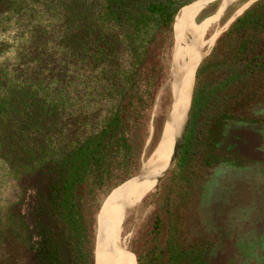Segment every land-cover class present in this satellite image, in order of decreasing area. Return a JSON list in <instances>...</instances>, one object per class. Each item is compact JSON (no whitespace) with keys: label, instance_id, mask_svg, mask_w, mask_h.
Instances as JSON below:
<instances>
[{"label":"trees","instance_id":"16d2710c","mask_svg":"<svg viewBox=\"0 0 264 264\" xmlns=\"http://www.w3.org/2000/svg\"><path fill=\"white\" fill-rule=\"evenodd\" d=\"M191 1L0 0V164L19 172L21 196L6 220L28 264H95L87 196L118 183L136 162L124 99L147 51L143 36L152 27L172 30ZM54 17L61 26L48 31L42 22ZM124 50L133 56L123 63L107 58ZM95 91L102 99L85 114ZM258 102L264 0L236 17L200 62L183 162L201 144L211 150L213 128Z\"/></svg>","mask_w":264,"mask_h":264},{"label":"rangeland","instance_id":"374dc122","mask_svg":"<svg viewBox=\"0 0 264 264\" xmlns=\"http://www.w3.org/2000/svg\"><path fill=\"white\" fill-rule=\"evenodd\" d=\"M246 1L229 3L218 21L213 23L208 30L210 32L207 33V39L215 35L216 37L214 42L204 49L202 59L211 52L218 37L229 28L236 17L257 0H253L240 12ZM221 2L222 0H215L209 3L201 10L195 22L201 25L215 15ZM42 24L49 31L50 26L60 27L61 20L54 17L45 19ZM173 24L172 30L152 27L150 32L143 36L147 51L137 69L138 80L124 99L127 114L133 113L130 120L136 162L131 165L130 173L118 183L97 192L95 196H87L86 214L94 252L98 217L104 202L112 192L130 180L121 184L123 181L140 173L163 140L173 104L171 85L175 22ZM131 56V52L124 50L119 54H108L107 58H117L123 63ZM177 60L179 64L183 62L180 56ZM186 60L187 58H184L181 65H184ZM89 98L91 104L84 110L85 114L96 105V100L100 102L102 95L98 96L95 91L89 93ZM105 99L106 97L103 101ZM259 104L263 102L237 111V119L214 127L216 134L207 142L211 150H206L203 144L199 145L196 152L193 150L195 154L187 163L183 162L178 153L176 161L168 171L128 211L121 228L123 237L127 240L124 255L127 264H139V260L145 264H264V247L252 253L251 248H247L245 238L236 242L233 238V226L220 220L229 215L237 199H244L246 192L244 185L233 188V162H230L233 155L225 149L221 132L238 123L237 120H252V108L255 109ZM260 120L264 121V115ZM251 131L244 126L238 129L240 134H248ZM260 134L262 137L254 136L253 141L249 142L251 153L257 148L264 154V129ZM234 157L235 162L240 164L247 161V158L237 151ZM18 179L17 168L6 169V166L0 164V264H28L20 237L8 230L6 220L8 209L21 196ZM222 193V205L218 206L217 202ZM218 216L220 219H217ZM158 218L160 227L156 231L153 227ZM244 225L245 222H239L238 229H244Z\"/></svg>","mask_w":264,"mask_h":264},{"label":"bare ground","instance_id":"6f19581e","mask_svg":"<svg viewBox=\"0 0 264 264\" xmlns=\"http://www.w3.org/2000/svg\"><path fill=\"white\" fill-rule=\"evenodd\" d=\"M209 1L211 0H194L185 5L176 16L171 85L172 113L169 114L163 140L149 160L150 164L155 162L156 167L144 176L135 177L121 185L104 202L98 217L95 264H127L124 257L127 240L123 237L122 225L128 211L156 184L169 163L175 138L185 121L190 105L197 67L203 60L204 49L213 43L216 37L215 35L207 39V33L210 32L208 30L218 21L229 3L240 0H222L217 13L198 25L195 20ZM252 1L247 0L239 11L241 12ZM178 56L183 59L180 64L177 60ZM184 58L187 60L181 65L184 63Z\"/></svg>","mask_w":264,"mask_h":264},{"label":"flooded vegetation","instance_id":"af4514ba","mask_svg":"<svg viewBox=\"0 0 264 264\" xmlns=\"http://www.w3.org/2000/svg\"><path fill=\"white\" fill-rule=\"evenodd\" d=\"M252 110H254L252 111V120L240 119L228 130L224 132L220 130L224 137L225 149L231 151L233 155L230 161L233 162L231 163L234 173L233 188L236 189V187L244 185L246 192L244 199H237L233 203L229 215L224 214L227 216L226 218L220 219L218 216L217 219L229 222L233 226L234 240L237 242L245 238L247 248L250 247L254 253L264 247V154L257 148L251 153L249 142L253 141L254 136H261L260 131L264 129V121L260 120L264 115V103ZM253 114L258 116H253ZM241 126L248 127L252 131L248 134H240L238 129ZM235 151L247 158L244 164L235 162ZM223 196L222 193L217 202L218 206L222 205L220 199ZM239 222H245L244 229H238Z\"/></svg>","mask_w":264,"mask_h":264},{"label":"water","instance_id":"95a60500","mask_svg":"<svg viewBox=\"0 0 264 264\" xmlns=\"http://www.w3.org/2000/svg\"><path fill=\"white\" fill-rule=\"evenodd\" d=\"M213 1H215V0H211V1H209L204 7H206L209 3L213 2ZM192 2H193V1H192ZM190 3H191V2H190ZM190 3H188V4H190ZM188 4H186V5H188ZM184 6H185V5H184ZM184 6H182V7L179 9V11L177 12L176 16L178 15V13L181 11V9H182ZM204 7H203V8H204ZM176 16H175V18H174V22H175V20H176ZM199 64H200V63H199ZM198 67H199V65H198ZM198 67H197V70H198ZM197 70H196V74H197ZM196 74H195V80H196ZM195 80H194V85H193V90H192V97H191V101H190V105H189V108H188V111H187V115H186L185 121H184V123H183L181 129L179 130V132H178L176 138H175V143H174V147H173V152H172L171 158H170L169 163H168V165H167V167H166V169L164 170L163 173L167 172L168 169H169V168L173 165V163L176 161L177 156H178V153H179V150H180L181 143H182V141H183V138H184L185 132H186V130H187L188 123H189V117H190V109H191V106H192V100H193V92H194V87H195ZM155 167H156V163H155V162L152 163V164L149 163V165H148L147 167L144 165V167H143V169L140 171V173H138L136 176H133V177H131V178H129V179L123 181L121 184H123L124 182H126V181H128V180H131V179H133V178H135V177H141V176H144L145 174L149 173V170L154 169ZM161 176H162V175H161ZM161 176H160V177H161ZM160 177H159V178H160ZM121 184H119V185H121ZM119 185H118V186H119ZM116 187H117V186H116Z\"/></svg>","mask_w":264,"mask_h":264}]
</instances>
